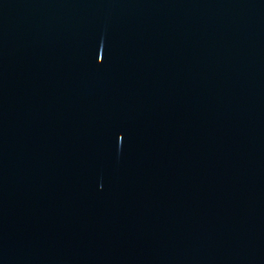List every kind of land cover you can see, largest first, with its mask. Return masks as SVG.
<instances>
[{
    "label": "water",
    "instance_id": "obj_1",
    "mask_svg": "<svg viewBox=\"0 0 264 264\" xmlns=\"http://www.w3.org/2000/svg\"><path fill=\"white\" fill-rule=\"evenodd\" d=\"M0 264H264V0H0Z\"/></svg>",
    "mask_w": 264,
    "mask_h": 264
}]
</instances>
